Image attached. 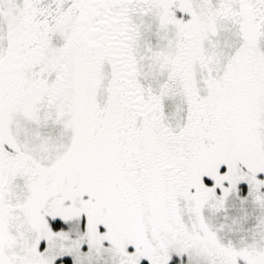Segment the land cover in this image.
Returning <instances> with one entry per match:
<instances>
[{
  "label": "snow or ice",
  "instance_id": "1",
  "mask_svg": "<svg viewBox=\"0 0 264 264\" xmlns=\"http://www.w3.org/2000/svg\"><path fill=\"white\" fill-rule=\"evenodd\" d=\"M0 264H264V0H0Z\"/></svg>",
  "mask_w": 264,
  "mask_h": 264
}]
</instances>
